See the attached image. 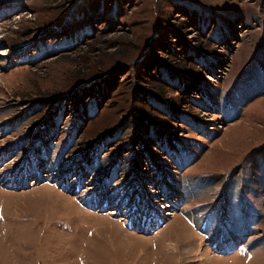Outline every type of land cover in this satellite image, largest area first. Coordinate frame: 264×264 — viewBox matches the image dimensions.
<instances>
[{"label":"rangeland","instance_id":"374dc122","mask_svg":"<svg viewBox=\"0 0 264 264\" xmlns=\"http://www.w3.org/2000/svg\"><path fill=\"white\" fill-rule=\"evenodd\" d=\"M0 264H264V0H0Z\"/></svg>","mask_w":264,"mask_h":264},{"label":"trees","instance_id":"16d2710c","mask_svg":"<svg viewBox=\"0 0 264 264\" xmlns=\"http://www.w3.org/2000/svg\"><path fill=\"white\" fill-rule=\"evenodd\" d=\"M197 57H201V59H203V51L202 50H200L199 48L198 49H195V48H191V49L187 48L186 49L185 48V53L183 55V58L185 59V61H187V63H184V64L181 63L180 67L178 69L174 68L171 64H169L167 62H162L161 64L156 62L155 64H158L160 66V68L157 70L158 75H155L152 72L147 73V74H149L148 77L151 80V82L152 81L157 82L156 84H154L155 85L154 87H156V89H158L157 90L158 92L157 91L156 92L148 91V94L152 93L154 96L153 97L154 100H160L161 102L166 103L165 102L166 100L162 96V94L164 93V89H163L164 87L160 88L159 87L160 85H159L157 88V86H156L160 82L161 83H170L172 86L175 85L174 83H178V84L182 83V85L184 87H186V85H187L194 92L196 90H198L199 83L201 82L199 80V76L195 72H192L193 70L191 71V69L189 68L190 67L189 65L191 63H195V61L197 60ZM151 65L152 64H150L148 61H146L143 66L148 69V66H151ZM152 69H154V68H152ZM147 72H149V70ZM163 85H165V84H163ZM144 92H146V91H144ZM144 92H141V93H142V95L146 96V94ZM92 94L94 95V97L98 96V94H96L95 92ZM170 107H171V109L174 110V114H175V112H176L175 108L176 107H174L171 104H170ZM153 124L154 123H152L150 125V132L149 133H148L149 127L147 128V133H146L147 138L149 140H151V142L155 141V144L157 146L163 147L165 144V137L167 135L172 136V134H171V132L165 130L163 127L158 128L157 126H154ZM145 126H148V125H145ZM152 131H156L157 134H155V138L158 137V139H154V140L151 139V136H152L151 132ZM161 136H165L164 140L162 142H160V140L162 139ZM171 141L169 142L168 146L172 148V146H171L172 142ZM123 147H125V145H123ZM127 151H129V149Z\"/></svg>","mask_w":264,"mask_h":264},{"label":"built area","instance_id":"2783aa9c","mask_svg":"<svg viewBox=\"0 0 264 264\" xmlns=\"http://www.w3.org/2000/svg\"><path fill=\"white\" fill-rule=\"evenodd\" d=\"M156 178H158L157 176H155V180L158 181ZM10 179V178H9ZM133 186V184H131V187ZM161 188L163 193L165 194L166 197V193H168V191L162 186ZM171 196V195H170ZM167 198V197H166ZM170 198V197H169ZM173 198V197H172ZM177 199V198H176ZM176 199H172L171 201H175ZM142 202H140V199L137 201H133L129 208H125L127 210V214L126 216H135L137 217L138 223L143 224L147 226L148 231L152 232L155 222L159 221L161 222L162 219L160 216H158V212L157 210L154 209V204L152 205L150 202H145V200H141ZM143 207L144 212H141V208ZM145 221V222H142Z\"/></svg>","mask_w":264,"mask_h":264},{"label":"crops","instance_id":"0c3cea01","mask_svg":"<svg viewBox=\"0 0 264 264\" xmlns=\"http://www.w3.org/2000/svg\"><path fill=\"white\" fill-rule=\"evenodd\" d=\"M217 33H218V32H217ZM213 34L216 35V33H214V32L212 33V35H213ZM217 37H218V36H217ZM198 58L200 59V61H201V63H202V60H203V59H201V57H198Z\"/></svg>","mask_w":264,"mask_h":264},{"label":"bare ground","instance_id":"6f19581e","mask_svg":"<svg viewBox=\"0 0 264 264\" xmlns=\"http://www.w3.org/2000/svg\"><path fill=\"white\" fill-rule=\"evenodd\" d=\"M162 194L165 195L164 193H162ZM141 197H142V196H141ZM141 197H140V198H141ZM169 214H170V213H169Z\"/></svg>","mask_w":264,"mask_h":264}]
</instances>
